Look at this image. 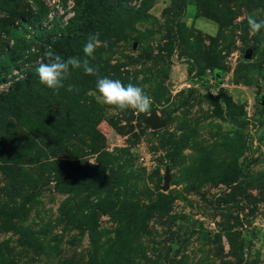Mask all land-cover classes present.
<instances>
[{
	"label": "rangeland",
	"instance_id": "1",
	"mask_svg": "<svg viewBox=\"0 0 264 264\" xmlns=\"http://www.w3.org/2000/svg\"><path fill=\"white\" fill-rule=\"evenodd\" d=\"M75 2L28 0L38 22L22 38L41 44L35 30L66 23ZM249 15L264 19V0L107 15L91 26L98 75L74 70L72 92L29 76L46 58L19 44L0 74V264H264V29L250 32ZM13 45L1 29L0 57ZM98 77L142 87L151 113L99 103Z\"/></svg>",
	"mask_w": 264,
	"mask_h": 264
},
{
	"label": "trees",
	"instance_id": "2",
	"mask_svg": "<svg viewBox=\"0 0 264 264\" xmlns=\"http://www.w3.org/2000/svg\"><path fill=\"white\" fill-rule=\"evenodd\" d=\"M33 1L36 2V0ZM126 1L130 0H76L72 8L73 16L66 23H62L60 22V18L54 17L49 28L45 27L40 28V30H35V32L39 34L38 41L41 43L38 45L35 39H32L31 44H29L24 38H22V34L26 31V27L29 24L38 22L37 17L29 16L30 11L26 7L28 0H0V12L4 14V18L0 19V30H6L8 36L14 40L13 47H11L3 57H0V59L5 61L2 64L0 63V74L2 75L4 71L3 67L5 66V63H7V66L14 63L13 58L18 55L17 51L20 46L19 44L24 41L27 43L26 49L28 51V61L31 60L29 59L31 56L36 57V55L30 51V46L36 43L37 44L34 47L37 50L40 49L44 52V56L48 51H51L55 55H59L64 59L71 56H78V53L75 52V46L82 41V37L86 31L88 32L91 30L89 34L84 35V38L91 34H95L96 30H92L91 26H94L99 20L105 18L107 15L113 17L117 11L138 15L142 11L149 9L153 2V0H146L141 3L139 7L134 8L129 7ZM146 2L148 3L142 6ZM41 11L43 12L42 9ZM17 20L20 22L19 29L17 27L12 28L6 23V21L15 22ZM52 38L55 41L52 42ZM42 44H44V47L41 48ZM47 46L50 47V50L46 49ZM38 65L34 66L29 71V76L37 75L36 69ZM28 78L19 79L10 86V97L18 94L17 91L27 85L29 81ZM100 212H102V208H100Z\"/></svg>",
	"mask_w": 264,
	"mask_h": 264
},
{
	"label": "clouds",
	"instance_id": "3",
	"mask_svg": "<svg viewBox=\"0 0 264 264\" xmlns=\"http://www.w3.org/2000/svg\"><path fill=\"white\" fill-rule=\"evenodd\" d=\"M247 24L252 33H259L264 29V19L258 20L252 15L247 17ZM101 43L99 33L89 35L83 47V58L71 56L64 59L51 51L46 52V62H40L36 69L40 84L55 93L65 87L67 91L72 92L76 90V86L66 82L70 81L74 70L82 69L89 76H97L99 68L93 66L90 61L95 59L94 54ZM96 90L97 101L105 106L119 111L151 113L152 98L140 86L132 83L125 85L120 80L109 77H98ZM260 232L261 239L264 240V225L260 226Z\"/></svg>",
	"mask_w": 264,
	"mask_h": 264
},
{
	"label": "water",
	"instance_id": "4",
	"mask_svg": "<svg viewBox=\"0 0 264 264\" xmlns=\"http://www.w3.org/2000/svg\"><path fill=\"white\" fill-rule=\"evenodd\" d=\"M251 55H252V52L248 51L244 55V59H250ZM262 103L264 104V99H263ZM146 123L154 131L161 130L162 128H164L166 126V121L163 118H159L156 114H151L146 119ZM169 180H170L169 174H168V172H166V175L164 177V183H163V186H162V190L163 191H167Z\"/></svg>",
	"mask_w": 264,
	"mask_h": 264
}]
</instances>
